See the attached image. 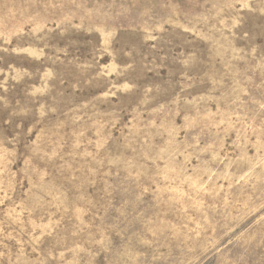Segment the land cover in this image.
Segmentation results:
<instances>
[{"label": "rangeland", "instance_id": "1", "mask_svg": "<svg viewBox=\"0 0 264 264\" xmlns=\"http://www.w3.org/2000/svg\"><path fill=\"white\" fill-rule=\"evenodd\" d=\"M0 264H264V0H0Z\"/></svg>", "mask_w": 264, "mask_h": 264}]
</instances>
